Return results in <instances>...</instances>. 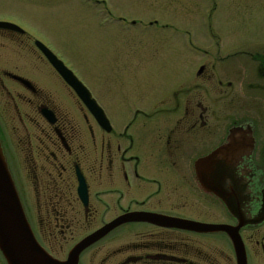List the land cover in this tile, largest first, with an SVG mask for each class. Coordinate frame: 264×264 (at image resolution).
Masks as SVG:
<instances>
[{
	"label": "flooded vegetation",
	"instance_id": "obj_1",
	"mask_svg": "<svg viewBox=\"0 0 264 264\" xmlns=\"http://www.w3.org/2000/svg\"><path fill=\"white\" fill-rule=\"evenodd\" d=\"M163 28L169 29L168 25ZM184 37L187 50L192 51L190 34L186 32ZM0 39L18 47L26 41L30 50L25 45L22 51L27 50L42 64V69H22L23 74L0 68V143L14 183L18 155L24 163H44L40 169L42 214L46 216L41 225L45 231L88 227L93 233L130 215L155 216L159 222L117 224L80 258L91 252L94 257L103 254L101 264H243L241 251L237 254L226 232L202 231L183 223L240 226L217 198L200 187L195 161L223 146L231 127L248 124L254 142L252 155L228 172L244 183L249 195L246 223L237 232L244 264H264V173L260 169L264 168V43H253L225 56L219 52L211 62L201 61L194 79L189 70V78L180 81L178 87L169 86L170 92L164 88L161 94L149 96L138 89L140 99L126 102L122 86L118 90L106 88L114 111L106 109L93 90L55 55L88 89L106 120L102 128L35 47L37 40L26 33L2 29ZM196 52L202 58L209 56L202 49ZM35 81L44 83L43 89L56 96L66 91L67 105L76 110L74 118L79 122L82 115V127L66 123L58 112H64L61 103L57 105ZM114 95L118 100H113ZM224 120L228 121L227 129ZM89 121L94 126H87ZM25 124L33 129L23 138L17 129ZM7 127L9 133L13 131L11 138ZM96 131L101 136L98 141ZM24 141L30 149L26 146L25 153L16 151L15 144L21 148ZM80 181L84 200L79 196ZM208 201H214L215 208L227 216V223L207 220ZM96 215L100 225L94 229ZM166 219L172 221L167 223ZM0 264H6L2 256Z\"/></svg>",
	"mask_w": 264,
	"mask_h": 264
},
{
	"label": "rangeland",
	"instance_id": "obj_2",
	"mask_svg": "<svg viewBox=\"0 0 264 264\" xmlns=\"http://www.w3.org/2000/svg\"><path fill=\"white\" fill-rule=\"evenodd\" d=\"M107 16L115 18L106 19ZM132 21L135 26H131ZM0 22L17 25L32 40L43 43L75 71L106 109L114 111L106 88L118 90L122 86L121 95L126 102L140 99L138 89L149 96L161 94L164 88L170 92L169 86L178 87L180 81L189 78V70L194 79L201 61L211 62L219 52L225 56L240 48H249L253 43H264V0H0ZM154 22H158L156 26L152 25ZM165 25L169 29L163 28ZM186 32L190 34L192 51L186 48ZM25 45L28 47L26 41L18 47L0 39V68L21 74L25 70L42 69V64L35 62L27 50L22 51ZM196 49L207 51L209 56L202 58ZM46 79L50 85V78ZM35 83L40 89L45 85L40 81ZM237 89L234 88L235 93ZM11 90L19 92L15 88ZM43 90L57 105L61 103L64 112L57 110L66 123H79L82 127V115L79 114V122L74 118L76 110L67 105L66 91L56 96L46 88ZM113 100L118 97L114 95ZM4 122L7 124V120ZM88 125L93 124L89 121ZM227 125L228 121L224 120V129ZM30 129L32 126L25 124L17 131L25 138L31 134ZM6 133L10 138L13 136L8 127ZM96 134L98 141L101 136L97 131ZM22 146L18 148L15 144L16 151L25 153L26 146L31 147L25 141ZM18 157L20 161L14 163L15 186L31 231L44 251L64 260L73 245L89 235L92 228L67 231L59 227V231H45L41 225L46 216L42 214L40 169L44 163H24L23 157ZM260 169L264 173V168ZM207 203L208 221L228 222L227 216L215 208L214 201ZM97 216L94 229L100 225ZM79 221L82 223V216ZM102 255L84 254L80 264H101Z\"/></svg>",
	"mask_w": 264,
	"mask_h": 264
},
{
	"label": "water",
	"instance_id": "obj_3",
	"mask_svg": "<svg viewBox=\"0 0 264 264\" xmlns=\"http://www.w3.org/2000/svg\"><path fill=\"white\" fill-rule=\"evenodd\" d=\"M0 29L19 33L23 32L17 26L9 23H0ZM35 45L67 85L71 87L86 108L95 115L100 127L104 128L106 120L94 101L91 100L88 91L42 44L36 42ZM253 148L254 142L250 125L233 126L228 130L226 142L223 146L195 161L196 180L200 187L206 193L217 198L224 205L228 214L236 220H239L240 226L230 228L226 226L183 223L188 227L194 225L202 231L226 232L233 242L237 254L238 250L241 251L243 264L245 260L237 232L238 228L246 223L243 220L246 219L245 208L249 201V195L244 183L240 179L237 180L234 178L228 170L230 169L232 172V169H234L237 163H241L243 159H249L252 155ZM81 187L82 183L80 181L79 196L84 200L85 192ZM143 220L159 222V219L155 216L142 217L139 215H130L124 217L109 225L103 226L101 229L83 238L68 252L65 261L53 259L39 246L33 236L0 144V252L6 264H78L80 255L105 238L117 224ZM170 221L172 220L169 219L167 223Z\"/></svg>",
	"mask_w": 264,
	"mask_h": 264
}]
</instances>
